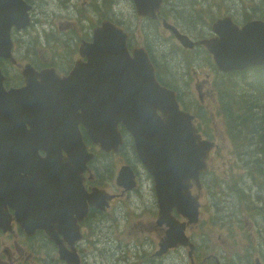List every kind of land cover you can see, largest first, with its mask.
Segmentation results:
<instances>
[{"label":"water","instance_id":"obj_1","mask_svg":"<svg viewBox=\"0 0 264 264\" xmlns=\"http://www.w3.org/2000/svg\"><path fill=\"white\" fill-rule=\"evenodd\" d=\"M160 2L132 0L138 15L151 16ZM28 7L22 0H0V56L10 57L9 28L27 23ZM161 25L185 48L203 45L220 71L264 65V20L251 19L239 26L223 16L212 23V37L198 41L163 19ZM125 36L118 25L101 21L92 29L91 42L79 46L86 61H77L64 76L51 69L36 72L29 65L21 86L4 88L0 72V182H10L2 183V222L9 217L4 211L8 203L26 225L33 226L37 219L39 226L44 223L51 230L63 226L72 242L74 216L84 211V200L108 197L102 191L83 197L80 173L90 154L78 124L104 151L115 150L120 143L118 124L129 133L137 158L152 176L158 220L165 219L169 227L161 249L180 239L178 223L169 215L172 207L195 221L197 197H184V183L198 182L213 142L201 138L193 116L178 109L174 91L156 80L146 51L142 47L127 51ZM38 150L46 152L45 158L34 165ZM120 169L129 175H119L116 183L132 181L131 169ZM62 211L65 222L50 225Z\"/></svg>","mask_w":264,"mask_h":264},{"label":"rangeland","instance_id":"obj_2","mask_svg":"<svg viewBox=\"0 0 264 264\" xmlns=\"http://www.w3.org/2000/svg\"><path fill=\"white\" fill-rule=\"evenodd\" d=\"M25 1L32 7V25L35 30L28 28L25 33L29 34L27 41L36 47L48 48L54 51V48L59 50V44L65 40V35L74 32L77 33L82 28L84 23L78 20V15L86 17V29L94 22V5L96 0H35ZM167 1V0H165ZM171 4L179 7L169 12L165 9L166 20L174 24L181 32L189 35L192 38L204 37L210 30L212 21L216 15L219 17L230 15L239 24L252 18L264 19V0H170ZM183 2H185L183 4ZM69 4L75 9L77 17H73L69 11H63L66 5ZM211 12L204 13L198 8ZM185 13V14H184ZM211 16V20L200 23L201 20H206ZM131 33L135 38L142 39L144 35L147 44L155 61L163 71V80L170 86H175L178 100H181L183 110L190 112L195 116L196 123L200 127V132L204 136L202 130L201 119L209 120L213 126L208 131H213L212 140L215 141L216 147L210 151L208 158L209 173L203 180V188L199 199V228H209L214 232L213 242L218 243L221 248L228 252L230 248H235V238L238 234H242V242L246 253H249V260L246 258V264H255L256 258L264 264V224L261 223L256 214H248L247 209L241 203L236 204L233 195L230 194L225 185L220 183L215 185L210 182V174L214 173L215 177L227 180V184L235 183L245 176V171L238 164L239 158L232 156V139H226V134L220 130L222 117L217 115L218 101L215 98V104L212 101L213 91H209L212 86L213 77L209 75L212 69V58L202 46H198L193 52H186L182 47L172 40L171 34L161 27L160 22L139 20L131 28ZM53 40V41H52ZM19 42V51L23 52L28 45L22 37H17ZM47 41L52 43H47ZM142 41H144L142 39ZM35 42V43H34ZM40 42V43H39ZM73 44V43H72ZM31 51V46L28 49ZM6 66V64H3ZM253 68L247 71L242 77H231L227 82H240L243 87V82L248 84L257 83L259 89L264 94V68ZM10 73L13 70H9ZM210 82L211 86L208 84ZM250 91V86L248 88ZM201 95V100L199 98ZM256 92L253 96H256ZM264 103V101L262 102ZM216 105V110L214 106ZM121 135L124 139V144L121 146L118 153L105 154V160H100L98 168L92 165L99 172L97 182H103V187L108 193H118L121 187L114 182L115 175L121 164L133 166L135 163V155L131 150V141L129 135L122 130ZM94 145L98 157L100 159L99 148ZM256 146L260 147L258 143ZM97 146V147H95ZM249 162H253L251 172L257 176L264 173V167L260 170L257 166L258 162L264 163V152H249L246 156ZM95 161V162H96ZM142 181L131 186L130 191L124 193L110 202L107 209V214L103 220V228L98 236V248L105 251L104 264H182L178 254L185 250L181 249L176 252L175 249L170 251L163 257L153 256L151 254L156 250L157 238L153 231L148 230V227L155 221L156 207L152 190V182H145L149 175L140 173ZM220 182V181H218ZM253 183V182H252ZM254 184V183H253ZM252 188L251 194H245V202L251 208H257V199H262V208L264 214V189L263 193H259L258 186ZM211 186L215 189V195L211 192ZM128 189V190H129ZM145 203L146 205H144ZM225 207L226 217L233 221V225L228 223L219 225L218 222L211 220V212L220 210ZM216 212V211H215ZM88 243L90 246L95 237L87 234ZM21 254L18 253L15 247L4 243L0 246L2 252V263L9 264L7 257L16 258L19 255L29 260L33 255L26 249L19 247ZM91 249V248H90ZM32 255V256H31Z\"/></svg>","mask_w":264,"mask_h":264},{"label":"flooded vegetation","instance_id":"obj_3","mask_svg":"<svg viewBox=\"0 0 264 264\" xmlns=\"http://www.w3.org/2000/svg\"><path fill=\"white\" fill-rule=\"evenodd\" d=\"M23 1H34L35 0H23ZM97 1V0H96ZM26 3V2H25ZM27 4V3H26ZM28 9V15H29V24L20 27L18 29L11 26L9 28V36L11 40V58H7L4 56H0V72H1V84L4 87H19L23 84L24 77L23 72L24 70L30 67L36 71L39 72L41 70L45 69H51L57 76H64L67 75L70 70L72 69L73 65L79 61V62H85L86 57L84 55L80 54L79 46L84 45L85 43L91 42V33L93 27L98 25L101 21H108L110 23L118 25L125 33V40L124 44L128 52L133 50L135 47H142L150 61L151 64L154 67V73L156 80L170 88L171 90L175 91V86H170L163 80V71L160 69L159 65L155 61L153 55L151 54V51L149 49V46L147 44V40L145 39L144 35H142V39L135 38L131 33V28L135 24V21L139 22V20L142 21H148L149 23L153 22H160L164 19L166 20L165 15V9L168 8L169 12H173V10L177 9V13H180L178 10L179 7L174 6L171 4L170 0H162L161 4L157 8V10L154 12V15H138L135 11L134 13V6L131 0H102V3L100 5H94L93 12L95 13V19L94 22L91 23L90 27L86 29V17H82L78 15V20L82 21L84 25L79 30V32L74 33L71 32L67 35H65V40L62 41L59 44L60 49L57 50L54 48V51L50 50V46L48 48H41L36 47L33 44H30L31 51H29V43L27 41V38L29 34L25 33L28 28L35 30L36 27L32 25V16L35 15V12L32 14L31 10L32 7L30 4ZM162 6V7H161ZM72 16L77 17L75 13V9L70 5ZM211 12V9L208 11V13ZM219 17V15L214 16ZM216 19V18H215ZM211 20V16H208L206 20H201V24L203 25L204 22ZM213 22V21H212ZM212 24V23H211ZM213 33L210 30L204 37L200 38H210L212 37ZM27 36V37H26ZM17 37H22L27 47L25 51L18 53H15V51H18V45L19 42L17 41ZM172 40L176 42L174 37L171 35ZM190 37V36H189ZM191 38V37H190ZM193 39V38H191ZM195 40V39H193ZM53 41V40H52ZM52 41L47 43H52ZM73 43V44H72ZM199 45H195L192 48H182L186 52H193L195 49H198ZM3 64H6V66H3ZM212 69L209 75H215L217 74V77H213L212 84L208 82V84L211 86L209 91L215 92L222 91L225 87H227L229 97L226 99V102L224 103L225 107V113L230 112V116H226L224 113V121L228 123L232 130L230 131V134L228 137L227 134L225 138L228 139H234L235 132L239 130L237 136L235 137V141L233 140L232 144V151L236 150L238 154H240V162L246 169V178L242 177L239 181H237V188H235V183L231 182L230 184H227L225 182H218L217 178L215 177L214 173L210 174V182H214L215 185H218L220 183H223L227 189V191L233 195V198L238 205L239 203L243 204L245 208L247 209V213L250 214H256L258 220L264 224V214H263V206H262V199H257L256 205L257 208H251L248 203L245 202V194H251L252 188L256 184L259 188L258 192L263 193L264 189V173L261 172V176L257 177L251 172V166L253 165V162H249L246 158L247 154L251 151L253 152H264V150H261L263 147L262 139L260 135L254 134L255 129H261L263 125V121L260 120L256 127L253 125L252 120L248 115V110L251 106H255L254 108H257L262 102L264 101V94L259 89V86L257 83H251L248 84L246 82H243V87L240 86L239 89L236 90V96L237 98L232 97V83L227 82L231 79V76L235 73L226 72V73H220L216 68L214 63H212ZM264 66H257V67H250L248 69H245L242 71V73H247L248 70L253 68H260ZM13 70L12 73L9 72V70ZM225 76H228L227 78H224ZM36 80L38 78L36 77ZM250 86V91H248ZM256 92V96H253V93ZM241 94L243 97H241ZM253 96L255 98H249V100H246L247 97ZM257 97H260L261 99H257ZM199 98L201 100V95H199ZM259 100H261L259 102ZM245 101V104H244ZM244 104L246 107V111L243 112L241 106ZM247 120V121H246ZM246 121V122H245ZM213 127V126H212ZM209 128L210 130L212 129ZM77 128L80 132V139L83 142V144L86 143L90 151L93 153L92 159L89 161V159L86 160L87 166L89 168V171L84 170L82 172V186L83 188L85 186H89V189L96 188L101 189L105 191L107 194L110 195V198L102 199L98 196H94L92 198V203L86 204V213L82 217H75L74 224L76 226L75 234L77 240H74L72 242V245L69 244V238L66 234H62L61 231H55L53 234H46V232L41 229L37 228L39 224H37L34 221L33 226L24 225V223L20 220H17L18 217L15 218L14 216V210L8 205V203L4 204V211L7 212L9 217L5 222H2V183H10V182H0V246L4 243H8L10 246H13L16 248L19 254H21V249L19 247H22L26 250H28L32 255V257L29 260H26L25 257H21L19 255L16 258L7 257V261L9 264H104L105 261V251L103 249L98 248L99 244V234L103 228V220L106 219L105 215L107 214V209L110 205V202L113 199L118 198L119 196L123 195L124 193L130 191L126 190L130 184L128 183H122L123 189H120L118 193H108L106 189L112 187V184L108 188L103 187V182H97V176L99 172H97V169L94 167L97 166L100 168L99 163L100 160H105V154H108L110 152H102L99 150L100 153V159L97 160V153L93 149L94 145L91 142L88 135L84 132V130L81 128L80 124L77 125ZM117 130L119 132H122L124 130L123 126L121 124H118ZM221 130V127H220ZM222 131V130H221ZM240 131L242 133H240ZM204 132V138L212 140L213 138V131H203ZM210 132L212 134H210ZM215 143V142H214ZM255 143H258L261 145L260 147L256 146ZM216 147V144H214V147L211 149L213 150ZM120 149L118 148L117 153ZM132 150V149H131ZM63 154V152L61 151ZM46 152L44 150H38L36 159L34 160V165H37L40 163V161L44 160ZM38 158V159H37ZM96 161V162H95ZM94 162V165L92 163ZM126 165L128 166L132 172H133V178L134 182L140 183L142 181V178L140 177V173H143L140 164L138 163L136 157H135V163L133 166H130L128 164H121L119 167ZM207 165L204 170H202L199 173V178H201L202 173L203 176L201 178V182H187V186H189V191L191 196L198 194L199 199L201 196V190L203 188V180L205 176L209 173V166ZM257 166L260 167V170L264 167L263 162H258ZM118 169L116 178L121 175L122 178L125 176H128L129 173L126 170ZM0 173L2 174V165L0 166ZM115 178V182H116ZM251 179H253L255 182L252 183ZM151 180L147 178L145 182H150ZM14 184V183H13ZM211 192L213 195H215V189L213 186L210 187ZM86 189H88L86 187ZM154 195V193H153ZM6 202H13L11 200H4ZM154 202H155V196H154ZM146 205L145 203H143ZM156 207V203H155ZM225 207L222 206L220 210H216L211 212V220L217 221L219 225H225L228 224L231 226L233 225V221L229 220L226 217ZM171 215H173L177 221V228L178 233L180 231V239L178 237L177 244L174 247H171L169 249H175L176 252H180L181 249L185 250V255H183V252L178 254V257L181 258L182 264H246V258L249 260L250 256L249 253L245 252L244 244L242 242V234H238V238H235V244L237 245L235 248H230L228 252H225L218 243L213 242V235L214 232L211 231L209 228H199L198 222L199 217H196V220L194 222H189L186 220L184 216H181L177 213H175L174 209L172 208L170 211ZM168 225L165 221H162L161 223L156 222V216L155 221L152 223L150 227H148V230H151L154 232L157 240L160 242L161 240L165 239L167 237V231H168ZM87 234H90L91 237H95V239L92 240L89 247L87 246ZM186 235V236H185ZM185 245V246H183ZM91 248V249H90ZM167 249L163 253H161L160 257L165 256L170 250ZM156 253H152L151 257L155 256ZM255 264H262V262L259 261L258 258L254 261ZM0 264L2 263V252L0 250ZM162 264V263H161Z\"/></svg>","mask_w":264,"mask_h":264},{"label":"trees","instance_id":"obj_4","mask_svg":"<svg viewBox=\"0 0 264 264\" xmlns=\"http://www.w3.org/2000/svg\"><path fill=\"white\" fill-rule=\"evenodd\" d=\"M185 2H183V4H184ZM210 10V8L208 7V10H207V12ZM261 68H264V67H260L259 69H257V70H261ZM236 74L235 75H233L234 77H237V78H240V77H242L243 75L242 74H240V72L238 73V72H235ZM215 75H216V77H217V74L215 73ZM233 76H231V77H233ZM228 76H225L224 78H227ZM264 84V83H263ZM243 85V84H242ZM239 87H240V82H237V83H235L234 81L232 82V90H233V93H232V97L233 98H237V96H236V90L237 89H239ZM218 92V94H219V97L221 98V102H222V104L224 105V103L226 102V99L229 97V93H228V90H227V87H225L222 91H217ZM241 97H243L242 96V94H241ZM243 98H245V97H243ZM249 98H255V97H253V96H249V97H247L246 98V100H249ZM257 99H261L260 97H257ZM263 100H264V98H263ZM261 100H259V102H260ZM244 104H245V101H244ZM244 104L241 106V108H242V110H243V112H245L246 111V107L244 106ZM255 106H251L250 108H249V110H248V115H249V117L251 118V119H253L252 120V123H253V125L256 127V125L258 124V122L260 121V120H262L263 121V125H262V127H261V129H255V133L254 134H258V135H260V137H261V139H262V144H263V148L261 149V150H264V103H262V104H260L257 108H254ZM217 115H219V113H217ZM225 115L226 116H230V112L228 111V112H226L225 113ZM247 121V120H246ZM245 121V122H246ZM201 124L204 126V131H208V129H209V126H210V122H209V120H205V119H201ZM221 129L227 134V136L228 137H230L229 136V134H230V131L232 130V128H231V126L228 124V123H226L224 120H222V123H221ZM238 132H239V130H237L236 132H235V135L237 136V134H238ZM240 133H242L241 131H240ZM210 134H212L211 132H210ZM235 136V137H236ZM235 137H234V141H235ZM232 156H233V158H236V157H238V158H240V154H238L237 152H236V150H233L232 151ZM238 164L242 167V169L245 171V174H246V169H245V167L241 164V162H240V160H239V162H238ZM244 178H246V175L245 176H243ZM251 181L252 182H255L253 179H251Z\"/></svg>","mask_w":264,"mask_h":264},{"label":"bare ground","instance_id":"obj_5","mask_svg":"<svg viewBox=\"0 0 264 264\" xmlns=\"http://www.w3.org/2000/svg\"><path fill=\"white\" fill-rule=\"evenodd\" d=\"M185 14V13H184ZM27 37V36H26ZM35 43V42H34ZM40 43V42H39Z\"/></svg>","mask_w":264,"mask_h":264}]
</instances>
